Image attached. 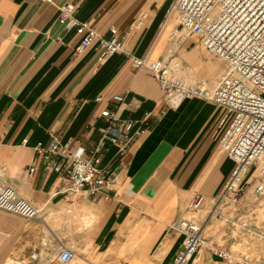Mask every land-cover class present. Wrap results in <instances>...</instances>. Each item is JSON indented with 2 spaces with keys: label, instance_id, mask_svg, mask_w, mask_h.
<instances>
[{
  "label": "crops",
  "instance_id": "crops-1",
  "mask_svg": "<svg viewBox=\"0 0 264 264\" xmlns=\"http://www.w3.org/2000/svg\"><path fill=\"white\" fill-rule=\"evenodd\" d=\"M68 1L76 3V17L99 34L110 36L116 26L123 50L106 60L97 42L80 50L82 35L59 21ZM173 2L0 0V171L38 209L34 219L0 209V264L27 263L34 252L44 264H58L60 244L89 264H170L182 249L172 224L189 214L196 194L207 201L222 193L236 166L220 148L226 110L197 97L163 110L158 80L132 66L133 58L148 57L175 69L171 64L182 58L191 65L188 78L213 86L220 77L224 65L220 70L218 62L189 61V40L201 44L198 37L183 33L171 44L178 25L177 13H169ZM139 19L144 25L136 29ZM105 108L121 119L148 116L147 133L120 153L102 139ZM55 134L72 148L84 147L88 158L99 148L98 166L116 171L117 184L97 194L66 191L67 182L47 169L36 150ZM207 236L196 264H264L259 237L233 238L228 231ZM238 245L248 251H237ZM211 248L231 252L235 262Z\"/></svg>",
  "mask_w": 264,
  "mask_h": 264
},
{
  "label": "built area",
  "instance_id": "built-area-1",
  "mask_svg": "<svg viewBox=\"0 0 264 264\" xmlns=\"http://www.w3.org/2000/svg\"><path fill=\"white\" fill-rule=\"evenodd\" d=\"M76 10L74 1L66 2L61 7L59 21L68 30L74 28L82 35L80 50L97 42L102 48L101 60L123 50L124 40L116 26L110 27V36L101 35L88 22L80 21ZM173 12L178 15V25L170 33L171 42L189 33L224 62L225 67L216 83L211 86L204 81L185 80L163 59L135 57L132 66L149 71L158 80L163 90V110L176 108L194 97L225 109L226 116L220 125V148L236 163L222 193L214 198V209L204 221L186 215L172 224V230L182 236V249L170 264H196L205 247V227L213 215H220L218 205L224 201L238 203L250 176L257 179L255 193L264 195V0H174L169 13ZM143 25L144 20L139 19L134 27L141 29ZM101 115L106 120L102 139L115 144L120 153L130 149L148 131V116L142 120L121 119L117 111L108 108L103 109ZM36 150L44 155L47 169L57 171L67 182L66 191L76 193L89 189L97 194L101 188L112 187L118 182L116 171L108 172L98 166L99 148L88 158L84 147L72 148L70 142L55 134L47 145L40 144ZM205 201L204 195L196 194L187 206L188 213L201 210ZM0 209L27 219L38 216L37 207L4 181L1 171ZM238 225L250 229L246 221ZM211 251L228 263L235 262L229 251L215 248ZM77 257L76 250L60 244L55 259L60 264H70ZM6 264L44 262L34 252L27 263Z\"/></svg>",
  "mask_w": 264,
  "mask_h": 264
},
{
  "label": "rangeland",
  "instance_id": "rangeland-1",
  "mask_svg": "<svg viewBox=\"0 0 264 264\" xmlns=\"http://www.w3.org/2000/svg\"><path fill=\"white\" fill-rule=\"evenodd\" d=\"M189 42H192V45L188 47V51H194V54H192V57L189 58V61L191 60L194 62L197 60H205L211 65H215L218 62L221 65L220 70L223 68V65L225 67V64H223L224 62L222 60L202 48V45L199 44L198 40H195L194 37H191ZM180 49H182V47H180ZM181 59L182 58H178L171 64V66L175 68V72L183 79L188 81H196V79L190 77L188 78V76L192 73L191 70H189V66L191 65L185 62L183 63ZM213 67L214 66H212V68ZM246 180L248 183L245 185L241 200L238 203L234 204L230 201H224L218 205L217 210L220 215H213V217L210 219L208 228L206 230L207 232L205 231L203 234L204 240L209 234L212 235L214 233L220 232L224 233L225 231H228V236L233 238H250L255 236L259 237L261 240H264V195L255 193V186L257 184V179L255 177L250 176ZM214 203L215 201L213 199H208L205 201L201 210L189 213L188 215L194 216L196 218L198 216L204 217L207 215V213L209 214V212L214 209ZM243 221H246L248 226H250L248 231L238 229L237 225L233 224V222L241 223ZM260 248L261 252L259 255L260 258L264 260V247L261 245ZM235 249L244 253L248 251V247H243L240 245L236 246ZM70 264L89 263H84V259L79 256Z\"/></svg>",
  "mask_w": 264,
  "mask_h": 264
},
{
  "label": "bare ground",
  "instance_id": "bare-ground-1",
  "mask_svg": "<svg viewBox=\"0 0 264 264\" xmlns=\"http://www.w3.org/2000/svg\"><path fill=\"white\" fill-rule=\"evenodd\" d=\"M84 263H87V262H84Z\"/></svg>",
  "mask_w": 264,
  "mask_h": 264
}]
</instances>
